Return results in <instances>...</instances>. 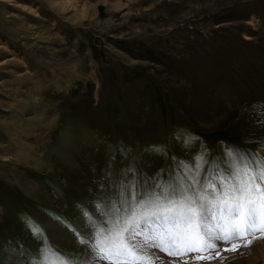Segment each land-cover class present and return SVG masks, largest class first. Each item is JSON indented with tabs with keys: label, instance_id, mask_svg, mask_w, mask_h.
Wrapping results in <instances>:
<instances>
[{
	"label": "rangeland",
	"instance_id": "obj_1",
	"mask_svg": "<svg viewBox=\"0 0 264 264\" xmlns=\"http://www.w3.org/2000/svg\"><path fill=\"white\" fill-rule=\"evenodd\" d=\"M229 147L264 157V0H0V264L43 249L80 264L114 186L206 181ZM257 235L149 251L250 264L234 256Z\"/></svg>",
	"mask_w": 264,
	"mask_h": 264
},
{
	"label": "snow or ice",
	"instance_id": "obj_2",
	"mask_svg": "<svg viewBox=\"0 0 264 264\" xmlns=\"http://www.w3.org/2000/svg\"><path fill=\"white\" fill-rule=\"evenodd\" d=\"M224 155L227 170L212 172V178L206 181L189 176L190 185L180 178L178 182L156 183L152 189L140 187L133 179L114 186L118 190L111 205L102 211L107 217L104 223L110 227L93 222V240L81 241L89 243L91 251L80 264H91L93 256L106 264H155L159 257L150 249L170 256L183 254L181 249L218 254L221 244L231 245L235 251L260 238L258 232L264 236V157L231 147ZM181 163L187 176L207 162L201 154L196 157L195 168ZM126 188L131 190V198ZM103 207L97 204L98 209ZM34 231L39 232V227L34 226ZM240 239L246 244L239 245ZM41 257L32 264H71L51 249L41 250Z\"/></svg>",
	"mask_w": 264,
	"mask_h": 264
},
{
	"label": "bare ground",
	"instance_id": "obj_3",
	"mask_svg": "<svg viewBox=\"0 0 264 264\" xmlns=\"http://www.w3.org/2000/svg\"><path fill=\"white\" fill-rule=\"evenodd\" d=\"M26 154L27 153L22 154V152H20L19 154H16V156L14 157L15 159H19V157H27ZM245 254H249V256L246 258H247V262H249L250 264H256V262L259 263V261L261 264H264V240L256 242L255 244H253L251 248L241 251V254H238L234 257H241V255H245Z\"/></svg>",
	"mask_w": 264,
	"mask_h": 264
}]
</instances>
